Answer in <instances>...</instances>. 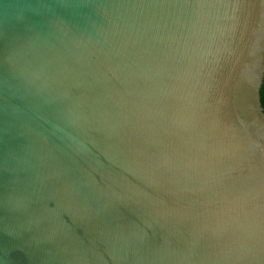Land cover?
<instances>
[{
	"label": "water",
	"instance_id": "obj_1",
	"mask_svg": "<svg viewBox=\"0 0 264 264\" xmlns=\"http://www.w3.org/2000/svg\"><path fill=\"white\" fill-rule=\"evenodd\" d=\"M264 0H0V264H264Z\"/></svg>",
	"mask_w": 264,
	"mask_h": 264
},
{
	"label": "trees",
	"instance_id": "obj_2",
	"mask_svg": "<svg viewBox=\"0 0 264 264\" xmlns=\"http://www.w3.org/2000/svg\"><path fill=\"white\" fill-rule=\"evenodd\" d=\"M261 96H262V104L264 107V83H263L262 90H261Z\"/></svg>",
	"mask_w": 264,
	"mask_h": 264
}]
</instances>
